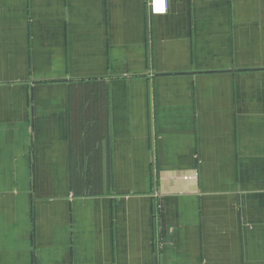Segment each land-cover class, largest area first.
<instances>
[{"label": "crops", "instance_id": "crops-1", "mask_svg": "<svg viewBox=\"0 0 264 264\" xmlns=\"http://www.w3.org/2000/svg\"><path fill=\"white\" fill-rule=\"evenodd\" d=\"M166 2L0 0V264H264V0Z\"/></svg>", "mask_w": 264, "mask_h": 264}, {"label": "trees", "instance_id": "trees-1", "mask_svg": "<svg viewBox=\"0 0 264 264\" xmlns=\"http://www.w3.org/2000/svg\"><path fill=\"white\" fill-rule=\"evenodd\" d=\"M105 91L102 87L96 85H83L79 87L76 92L83 94V100L81 102H86L87 93H99ZM84 109V108H83ZM89 126L86 124L83 126V130L86 131L87 134ZM92 137H95V132H92ZM84 142V141H83ZM95 138H92V152L97 155L96 149L94 146ZM99 155V154H98ZM94 160H98V157L94 158ZM81 169L84 170L85 174L83 177L74 180V190L75 194L79 195L83 190H90L91 192H99L102 191L103 180H102V165L100 162H94L92 165H89L87 162L83 163ZM93 172L91 173V171Z\"/></svg>", "mask_w": 264, "mask_h": 264}, {"label": "built area", "instance_id": "built-area-1", "mask_svg": "<svg viewBox=\"0 0 264 264\" xmlns=\"http://www.w3.org/2000/svg\"><path fill=\"white\" fill-rule=\"evenodd\" d=\"M151 6H152L153 12L156 14H162L167 11L166 0H151ZM158 6H159V9L157 8Z\"/></svg>", "mask_w": 264, "mask_h": 264}, {"label": "bare ground", "instance_id": "bare-ground-1", "mask_svg": "<svg viewBox=\"0 0 264 264\" xmlns=\"http://www.w3.org/2000/svg\"><path fill=\"white\" fill-rule=\"evenodd\" d=\"M159 5V4H158ZM159 9V6L157 7Z\"/></svg>", "mask_w": 264, "mask_h": 264}]
</instances>
